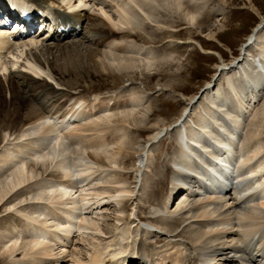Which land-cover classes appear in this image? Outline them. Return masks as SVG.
<instances>
[{"label":"bare ground","instance_id":"1","mask_svg":"<svg viewBox=\"0 0 264 264\" xmlns=\"http://www.w3.org/2000/svg\"><path fill=\"white\" fill-rule=\"evenodd\" d=\"M32 1L38 5L50 2L73 12L71 18L77 27L72 34L80 31L78 25L84 18L91 21L90 11L95 12L93 0ZM192 1L196 0L120 1L124 3L116 5L117 17L113 19L103 8L107 4L103 0L99 13L104 24H87L83 36L89 33L94 40L97 36L101 46L109 44L113 54L103 52L97 44L99 49H87L86 55H82L81 50L85 49L81 47L86 46L83 36L64 43L68 37L54 34L50 44L34 38L12 42L0 36V73L9 79L12 93L8 101L0 84V205L7 202V210L19 217L15 225H8L12 238L2 246V250L11 253L12 264L39 262L37 257H41L40 261L48 257V264H63L71 238H81L86 243L88 235L97 239L87 241L85 258L77 253L69 255L72 264H226L238 263L241 257L251 264H264V158L261 157L264 145L258 134L264 126V105L261 113L257 110L264 95V23L242 45L240 58L217 67L201 96L188 100L173 125L166 127L164 119L152 124L158 132L149 143L134 138L131 129L135 127L141 136V128L150 125L156 115L152 107L140 112L139 94L132 93L128 104L122 106L115 104L118 100H114L116 94L112 92H106V101L107 95L101 98L94 93L93 103L80 92L59 94L58 89L62 88L59 86L68 87L70 78L80 82L107 74L119 80L115 73H135L132 65L136 58L129 57L130 53L137 55L132 56L137 60H146L148 66L159 58L162 63L163 56L152 57L151 48L161 45L160 37L173 31L156 32L152 25L160 27L163 23L159 21L161 17L152 18L155 8L180 11L186 6V17L195 25L199 24L200 9H189ZM142 26L154 31L155 38L150 43L147 41L148 48L143 44V33H138L144 32ZM199 46L202 47L200 43ZM254 51H258V57H254ZM85 62L92 63V69ZM19 66L25 74L21 79L12 73ZM46 76L58 87L40 80ZM258 79L260 82H254ZM27 87L34 92L43 90L44 95L55 99L54 105L40 109L37 105L40 96H29ZM174 92L170 94L178 97ZM119 116L121 121H117ZM169 133H175L171 136L179 146L173 157H169L174 167L170 199L179 201L177 209L165 212L154 207L151 219L142 223L138 208L134 207L131 212L134 218L127 221L124 202L139 195L141 185L136 189L137 184L142 182L151 156L153 159L152 153ZM130 154L137 157L138 164L134 168L136 186L128 188L118 170L124 166L123 156ZM231 174H235L236 181L233 177L230 187L223 189V180ZM27 187L30 190L22 193ZM112 203L119 207H115L116 224H108L104 219L109 214L108 204ZM151 223L163 228L160 233L155 232L156 238L173 241L169 244L177 250L175 253L163 246L152 258L140 250V236L145 239ZM98 235H104L105 242ZM49 242L53 243L51 247L47 246ZM17 248L23 251L22 260L17 258ZM137 255L141 258L138 263L134 261ZM27 258L30 260L24 262Z\"/></svg>","mask_w":264,"mask_h":264},{"label":"rangeland","instance_id":"2","mask_svg":"<svg viewBox=\"0 0 264 264\" xmlns=\"http://www.w3.org/2000/svg\"><path fill=\"white\" fill-rule=\"evenodd\" d=\"M93 1H94L93 5L95 6L94 9L95 12L90 11L89 16L91 17V21L88 20L86 23L90 26L93 23L100 24V26H102L104 22L101 19L102 16L99 13L100 10L99 8L102 7L103 0H96L97 2L95 0ZM104 1L107 4L105 6L103 5L104 6L103 8H105V10L108 11V13L114 19V17H117L116 5L117 4L122 5V3L124 2H120V1H125V0H119V1L104 0ZM190 1L191 0H187V2ZM118 2H120L121 4ZM192 2L193 3H191L189 9L191 10L200 9V14H197L198 15L197 22H199V24H195V25L190 24V21L186 17V12L184 11L186 9V6H184L183 9H181L180 11L165 10L159 6L155 8L156 13L152 15V18L156 16L157 18L161 17L159 18V21H161V23L163 24H160L161 25L160 27H158L157 25H152L150 22L148 24H151L154 27V29L157 30V31L155 30L156 32L158 31L160 32V30L161 31L169 30V32L173 31L169 34L163 33L166 35L163 37L161 36L160 40L159 37L157 38L159 41H162L161 45L150 44V46L153 45V47L151 48L154 52L152 57L155 56L157 57L158 55L163 56L161 60L162 63H159L160 58L157 57V59L158 58L159 59L154 60L157 63L153 61L152 66H148L146 60L144 61L141 58H138L137 60V57H132L137 55L130 53L132 56L129 57L136 58L135 59L136 61L135 62L133 61L134 63L132 65L133 67L132 70H134L135 73L124 74V71L115 73L117 74V76H120L119 80L113 79L112 77H108L107 74H105L102 77L97 76L88 81L84 79L83 81L80 82L73 81L72 78H70L67 80L69 84L68 87L59 86L62 87L60 88L61 90L59 91V94L60 93L65 94L64 92L68 93L74 91H76L77 93L80 92V94L84 95L85 98L88 99L90 103H93L94 93L100 94L101 98H104L107 95L105 97L106 99H104L106 101L108 97L107 93L112 92L116 94L114 95L115 96L114 100L115 99L116 101L118 100V103L117 102L115 103L114 100L113 103L118 104L120 106L124 104L127 105L128 101L130 100V97L133 94H139L141 99L137 101V104L140 105V109H139L140 112H143L142 110H145L147 107H152L153 112H155L156 115L151 120L150 125L141 128V132H140L141 136L135 130L136 129L135 127L131 129L134 131L133 132L134 138L139 137L138 141H140L141 143L144 142L149 143L150 138H152L158 132L154 128L155 126L152 124H155L157 121L164 119L166 125H168L166 127H170L171 125H173L172 123H174L177 120V118L180 115H182V111L185 109L187 103L189 102L188 100L189 99L191 100L192 98L194 99L197 95H199V93L204 88V86H206L208 82H211L213 80L217 71V67L221 65L222 62H225V64H231L235 59L240 58L242 45L247 41L251 32L257 27H259L260 24L264 23V0H196ZM96 5L99 7H96ZM158 8L160 9L158 10ZM98 18H100V22L98 21ZM177 21L182 22V24L180 25L174 24V22ZM164 22L166 24H164ZM164 26L167 27V29ZM142 29H144L145 33L141 31L138 33H140V35L141 33L144 34L141 35L144 37L143 44L144 45L147 44L146 48H148L149 43L152 42V37L155 38L153 36L154 31L147 30L145 29L144 26H142L141 30ZM133 31H135L134 27H133ZM87 34L85 38L84 36L82 37L83 40L82 42L86 44L85 47L84 46L81 47L82 49H85V50H81L82 55H86V53L84 52H86L87 49L88 50L90 48L99 49V47L100 50H102L103 52L106 51L109 54L110 53L113 54L111 51H109L110 50L109 44H106L105 46H101V42H100L101 40L98 39L97 36H95V40H94L92 39V36H90V34L89 35ZM158 40H156V42ZM147 41L150 42L148 43ZM199 43L201 44L202 47L199 46ZM97 44H99L100 46L97 47L96 46ZM253 55L254 57L255 56L258 57L259 56L258 51H254ZM118 56L123 57V55L122 56L118 55ZM121 63L125 64V62H121ZM85 64L88 68L92 69V65H91L92 63L90 64L89 62L87 63L85 62ZM159 66H161L162 68ZM160 70L162 71V75ZM12 73L18 75V77H20L21 79L24 74L23 68L19 66L16 69H14V72ZM8 74H9V70H8ZM6 77L7 76H5L3 73H0V80H1L0 84L4 87L5 90L4 96L8 101H10L12 93L9 88L10 87L8 81L9 79H7ZM46 79H49L53 83L52 84L53 86L58 87L56 86L55 82L52 79L48 78L47 76L46 78H40L41 81ZM223 86L226 87V84H223ZM51 87L52 86H48L49 89H51ZM27 88L29 90V91L27 90V92H29L28 93L29 96L34 94L36 95L41 94L40 98H42V100L40 102L43 101L46 104L45 105L44 103H42L44 104L43 109H47V107L50 106V104L52 106L54 105L55 99L52 98L51 96L44 95L43 90L39 89V90H35L37 92H34L30 87ZM36 88L38 87L36 86ZM119 91L121 92V94H118L120 93ZM170 91H175L174 92L175 95L178 96L179 98L178 97L174 98L173 97L174 94L171 95ZM117 95H121V96L118 97ZM180 97H182L186 101H184ZM102 100H100V102ZM103 101L101 103H103ZM260 101L261 102H259L258 104L259 107H257V110L261 113V109L264 105L263 103L264 95L261 96ZM47 102H49V104ZM140 112L138 111L137 114H139ZM121 117L122 116H119L117 118V121H121L120 120L122 119ZM194 120H196L195 116H194ZM166 127H164L163 129H165ZM126 128L129 130L127 126ZM258 131H259L258 134L260 136V142H262L264 145V126H261ZM245 132H246L245 134L249 133L248 131ZM174 134L175 133L172 134L169 133L167 134L169 137L167 135L164 136L163 140L160 141L159 145L152 153L154 156L153 159L151 156L150 165L143 174L141 187L139 186V183L137 184L136 187V189L140 187V191H138L139 195L137 194L138 196L135 197V198L138 197V200L133 198L132 200L131 199L126 200L124 202L123 206L125 211L127 212V213L125 212L124 215L125 218H127L128 220L132 219L131 217H134L132 213L136 207L138 208L137 215L139 217H142L141 219H143L144 221L151 219L150 212L151 209L154 208L155 206L159 208H163L165 212L170 210L174 212L177 209V205L179 204V201H175V199L173 198L169 199L170 189H171L170 179L173 174L170 168L169 160L174 155V153L178 151V144L176 138L174 136H171ZM244 136L246 137V135ZM261 157L264 158V153L262 154ZM123 159L125 161L124 166H122L118 170V172L121 174L120 176L123 178V180L126 179L128 188L135 187L136 186L135 182L137 180L135 178L134 168L138 164V159L135 155H131V154L128 156L124 155ZM29 186L32 187L34 185H29ZM108 187L112 189L118 188L116 186H108ZM28 188L29 187L22 189L21 190L22 193H27L30 190ZM108 205H110L109 207L107 206L109 208V210L107 211L109 214L106 212L105 215L107 214L108 215L104 219L108 224H116L115 221V218L117 216L116 212L119 209V207L115 206L114 203ZM165 205L168 207V208L166 207L167 210L165 208ZM8 207L9 206L7 205V202H4L0 205V264L13 263L11 261L13 258L11 259L10 257L11 253L6 252V250H2V246L12 238V234L9 231H7L8 225H15L16 223L14 222L17 219H19V217L13 211L7 210ZM115 207L118 209H116ZM95 218L97 219L98 217L96 216ZM157 228L158 230H163V228L160 226ZM153 235L154 234L152 232L148 233L145 237V240L141 242L142 247L140 246V250L143 253H147L152 257H154L157 254V252L160 251V248L163 246L165 248L168 247L172 249V245L169 243H173V241L163 240L165 239V237H163V239L161 240L159 236L156 238L155 235V239H157V242H155V239L152 238ZM90 236L88 235L85 237L86 243L81 241V238L80 240L74 238L77 239L76 242L74 239H72V242L70 243L71 245H68L67 247V254L69 251L70 254H68V256L66 254V257L63 258L64 260L63 264H72L70 257L72 256V254L75 253L81 254L80 258L82 259L86 257V253L89 248L87 244L88 242L92 241V239H95V237L90 238ZM99 237L101 238L100 240H103V242H105V240L102 238L104 237V235H100ZM19 244L21 245V242ZM52 245H53L52 242H49L47 244V246L49 247H51ZM18 248L16 250L18 252L17 258H19V260H22L23 251L22 250L19 251ZM171 249L168 250L171 251ZM60 250L62 251V249ZM172 250L174 251V249ZM176 251H174V253ZM69 255L71 256L69 257ZM40 258L41 257L36 258V260L39 259V262L32 260L29 262V264H48L49 261L48 257L44 258L41 261ZM29 260L30 259L28 258L24 259V262H28ZM58 260L60 259L57 258V261ZM57 261L55 259V262Z\"/></svg>","mask_w":264,"mask_h":264}]
</instances>
